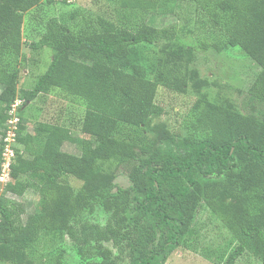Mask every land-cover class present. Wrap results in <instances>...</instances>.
I'll list each match as a JSON object with an SVG mask.
<instances>
[{"label": "trees", "instance_id": "obj_1", "mask_svg": "<svg viewBox=\"0 0 264 264\" xmlns=\"http://www.w3.org/2000/svg\"><path fill=\"white\" fill-rule=\"evenodd\" d=\"M178 1L119 0L115 20L83 15L77 23L75 12L67 19H49L30 43L34 51L50 50L49 66L32 89L18 92V72L9 70L6 57L24 15L41 0H3L0 135L10 106L22 100L17 143L31 156L33 168L27 173L17 150L11 163L14 182L0 196V263L65 264L66 236L77 264H118L125 257L127 264H165L186 246L203 202L236 242L212 263L236 264L250 254L264 264V102L249 95L243 113L224 98L203 93L182 119L183 134L169 135L162 148L145 135L163 112L155 104L158 88L185 93L189 82L193 87L179 52L220 54L213 44L185 41L177 24L157 28L143 20L159 7L171 13ZM190 1L225 34L228 46L241 48L264 72V0ZM150 46H159L160 54L143 53ZM54 89L82 106L83 136L45 122L33 135L22 136L24 108ZM56 140L76 146L80 155L62 151ZM1 151L0 142V156ZM106 164L129 166L130 187L100 179ZM68 177L85 186L74 189ZM27 190L38 195V203L22 220V204L5 195L20 197ZM42 239L48 241L45 261L25 262L26 252Z\"/></svg>", "mask_w": 264, "mask_h": 264}, {"label": "rangeland", "instance_id": "obj_2", "mask_svg": "<svg viewBox=\"0 0 264 264\" xmlns=\"http://www.w3.org/2000/svg\"><path fill=\"white\" fill-rule=\"evenodd\" d=\"M118 2L119 0H41L34 10L25 14L19 35L14 36L10 44L12 54L6 57L9 70L18 72L17 91L32 89L37 76L43 74L49 66L50 50L44 49L38 52L30 48L31 40L39 38L49 19L54 17L67 19L75 12L74 18L77 23H80L83 15L115 20L119 10ZM1 4L3 0H0ZM167 10V6L159 7L153 14L143 16V20L148 25L157 28L177 24L178 27H182L185 41L193 38L213 44L220 49V54L215 56L211 51L203 53L193 49L187 52L183 49L184 51L179 52L183 62L182 66L193 75L194 83L192 87L191 82L188 81L189 86L186 87L185 93L172 92L163 87L158 88L155 104L163 112L161 116L152 119L149 132H145V135L150 141L154 140L159 148L165 145L169 135L183 134L182 119L200 94L206 93L210 99L224 98L235 109L243 113L248 110V105L244 103L249 95L264 102V72L241 48L228 46L225 34L214 26L192 1L179 0L171 13H167ZM160 50L159 46H150L144 48L143 53L153 58L160 54ZM54 91L53 94L42 96L31 106L24 108L22 121L25 128L21 132L22 136L24 134L33 135L36 130L35 126L39 122L66 127L70 129L72 135L83 136L80 133V122L84 113L82 106L71 103L60 90L54 89ZM129 134L131 138L133 132ZM57 141L62 151L80 155V150L76 146L66 142L61 143L59 140H56V144ZM17 150L21 153L20 164L25 166L28 173L33 168L32 158L23 146L18 145ZM128 168L127 165H120L116 168L114 165L106 164L100 169L98 176L100 179L112 178L116 187L125 189L131 185L127 175ZM14 175L15 173L13 177L10 176L8 183L14 182ZM67 181L74 189L85 186L83 181L74 177H68ZM7 184L0 183V196L5 194ZM5 197L22 204L25 212L22 220L35 211L38 203V195L31 190H27L20 197L11 194H6ZM40 241L33 249L26 252L25 262L45 261L47 254H43V249L48 241L46 239ZM63 243V249L66 250L65 264H77L72 244L66 236ZM184 244L186 246L178 247L165 264H214L212 261H217L221 253L230 252L236 242L202 202L196 212L194 227L185 237ZM55 245L57 242L47 251L51 252ZM105 247H110V245L106 244ZM203 254L211 260L203 257ZM127 263L128 259L125 257L120 259L118 264ZM236 264H260V261L250 254H244Z\"/></svg>", "mask_w": 264, "mask_h": 264}, {"label": "built area", "instance_id": "obj_3", "mask_svg": "<svg viewBox=\"0 0 264 264\" xmlns=\"http://www.w3.org/2000/svg\"><path fill=\"white\" fill-rule=\"evenodd\" d=\"M22 100L16 99L8 110V118L4 124V129L0 135L1 156H0V183L7 184L11 176V163L16 156L17 151V128L19 118L17 116L18 108Z\"/></svg>", "mask_w": 264, "mask_h": 264}, {"label": "crops", "instance_id": "obj_4", "mask_svg": "<svg viewBox=\"0 0 264 264\" xmlns=\"http://www.w3.org/2000/svg\"><path fill=\"white\" fill-rule=\"evenodd\" d=\"M50 94H53V93H49V94H47V95H50ZM43 97H45V95H42ZM42 96H40V97H42Z\"/></svg>", "mask_w": 264, "mask_h": 264}]
</instances>
